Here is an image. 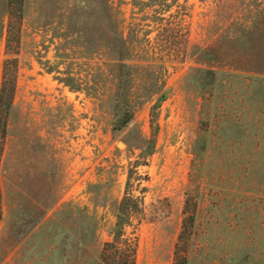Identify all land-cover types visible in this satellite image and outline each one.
<instances>
[{"label": "rangeland", "instance_id": "1", "mask_svg": "<svg viewBox=\"0 0 264 264\" xmlns=\"http://www.w3.org/2000/svg\"><path fill=\"white\" fill-rule=\"evenodd\" d=\"M8 20L0 0V84ZM106 27L134 49L158 46L167 93L138 104L117 134L124 44L105 52ZM19 57L0 264H96L129 176L142 206L128 227L137 264H173L191 174L205 193L192 264H264V0H26Z\"/></svg>", "mask_w": 264, "mask_h": 264}, {"label": "trees", "instance_id": "2", "mask_svg": "<svg viewBox=\"0 0 264 264\" xmlns=\"http://www.w3.org/2000/svg\"><path fill=\"white\" fill-rule=\"evenodd\" d=\"M25 2L26 0H7L9 20L7 24L6 56L0 84V166L4 163L6 143L10 134V120L15 107ZM104 21L114 25L110 8L106 12ZM105 29L101 43L105 48V52L114 51L119 39L124 44L114 104L113 131L117 134L133 121L138 104L152 99L155 94L159 93V101H162L167 97V93L165 81L160 82L158 72L154 71L156 68L154 61L158 60L160 55L156 50L158 46L140 45L134 49L130 36L126 38L120 36L119 32L112 27H106ZM140 60H143L144 63L141 64L142 61L139 62ZM60 79L67 85L74 87L71 76H64ZM157 106L158 103L153 106V109ZM154 147L155 140L153 138L149 141L148 152L151 153ZM195 154V164L206 161V156L202 153V150L196 151ZM42 173H44L42 183L46 189V196H49L48 200H50L51 176L46 170ZM197 176L191 174L190 183L185 193L182 225L175 246L173 264H192V260L201 254L204 247L200 213L201 202L205 199V193L201 190V183L196 180ZM130 181L131 176L128 179L126 192L116 208V222L111 232V238L103 242L99 260L96 264H137L138 236L129 233L128 227L133 224V214L140 213L142 206L139 198L129 190ZM2 201L3 189L0 180V205ZM55 202L56 199L48 202L40 215H44ZM1 216L2 210H0Z\"/></svg>", "mask_w": 264, "mask_h": 264}, {"label": "water", "instance_id": "3", "mask_svg": "<svg viewBox=\"0 0 264 264\" xmlns=\"http://www.w3.org/2000/svg\"><path fill=\"white\" fill-rule=\"evenodd\" d=\"M123 144H124L123 142H120V145H121V146H123Z\"/></svg>", "mask_w": 264, "mask_h": 264}]
</instances>
